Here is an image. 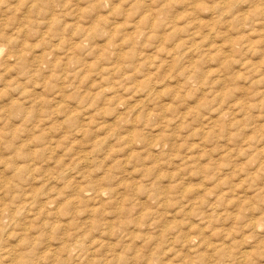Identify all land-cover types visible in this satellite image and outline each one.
Masks as SVG:
<instances>
[{"label":"rangeland","instance_id":"obj_1","mask_svg":"<svg viewBox=\"0 0 264 264\" xmlns=\"http://www.w3.org/2000/svg\"><path fill=\"white\" fill-rule=\"evenodd\" d=\"M219 1L0 0V264H264V0Z\"/></svg>","mask_w":264,"mask_h":264},{"label":"bare ground","instance_id":"obj_2","mask_svg":"<svg viewBox=\"0 0 264 264\" xmlns=\"http://www.w3.org/2000/svg\"><path fill=\"white\" fill-rule=\"evenodd\" d=\"M220 2V1H219ZM137 3V2H136ZM48 4V3H47ZM232 0H221V2L220 3H218V8H219V10H221V9H226V8H228V7H231L232 6ZM193 6V5H192ZM194 7V6H193ZM199 7V5H197V8ZM197 8L195 9V10H197ZM140 9V8H139ZM194 10V11H195ZM201 10V9H200ZM212 10V9H211ZM213 10H216V8L213 6ZM141 11V10H140ZM199 11V10H198ZM196 12V11H195ZM215 12V11H214ZM247 13V12H246ZM246 13H244V14H241V16H239V18H240V20H246V19H249L248 18V14H250V13H248V14H246ZM187 19V18H186ZM211 19V18H210ZM194 21H196L195 19H194ZM219 21H220V18H216V20H215V22H214V24H217V23H219ZM264 24V19L262 20V21H260V22H257L256 24H254V25H263ZM205 26H203V25H201V24H197V22H195V25H194V31H196V32H194V34H192L191 35V39L189 40V43H190V45H191V47L193 48V50L194 51H199V48H198V39L200 40V35L203 33V32H200L203 28H204ZM208 27V26H207ZM211 27H214V26H211ZM207 29V28H206ZM198 30H200L199 32H198ZM253 30H255L254 28H253ZM258 30V29H257ZM216 31V30H215ZM144 33V32H143ZM97 34V33H96ZM55 36V35H54ZM97 36V35H96ZM203 37H205L204 38V40L206 39L207 41L208 40H212V41H214V43H215V40L217 39V35H216V33L214 32V29H210L209 27H208V29H207V32L205 33V34H203ZM198 42V43H197ZM74 45V44H73ZM235 45H231V46H229V47H225V48H223L222 47V49H225V50H221L220 52H221V55L220 56H222L223 57V59L224 60H229V59H231V58H233L234 57V54H236V50H235ZM218 55V54H217ZM5 61V60H4ZM22 61V60H21ZM1 62V61H0ZM161 86V85H160ZM51 89V88H50ZM153 93H154V91H153ZM152 95V94H151ZM149 96V95H148ZM17 111V110H16ZM18 113H19V111H18ZM119 118V117H118ZM29 121V120H28ZM252 150V149H251ZM129 155V154H128ZM87 161V160H86ZM12 169V168H11ZM16 171H15V175H16V177L18 178V179H20L19 180V182H20V185H21V179L25 176V174L27 173V171L28 170H26V171H23V170H25V169H23V170H19V168H16L15 169ZM6 171V170H5ZM8 171V170H7ZM33 170H31L30 171V173L32 172ZM10 172V171H9ZM12 172V171H11ZM58 179V178H57ZM6 181V180H5ZM5 181H0V189L1 190H6V193H4L5 195H7V199L8 198H10L11 200H13L12 201V207H11V213H12V215H13V217H14V219L15 218H17V217H19V216H17V215H19V213L21 212V211H26V213L27 212H29V211H31V209H32V207H34V205L37 203V199H38V195L40 194H37V193H35V195L33 196L32 194H24L25 195V197H23V195L22 194H20V196H16V192L17 191H13L10 187H8L7 186V182H5ZM22 182H24V181H22ZM3 188V189H2ZM4 195V196H5ZM3 200V199H2ZM44 203V202H43ZM17 205V206H16ZM48 205V204H47ZM50 205V204H49ZM55 206V205H54ZM38 207V206H37ZM37 207H36V209H37ZM50 209V208H49ZM5 218V217H4ZM16 220V219H15ZM18 220V219H17ZM13 222V221H12ZM16 222V221H15ZM27 228H28V226H27ZM27 228H26V226H24V230H27ZM98 228V227H97ZM57 234V233H56ZM39 239H37V240H35V243H31V245H30V247L31 248H34V247H36V246H38L37 244V241H38ZM0 242H1V240H0ZM76 244V243H75ZM81 246H83V245H81ZM81 246L79 245V244H77V245H74L73 246V248L72 249H67V248H65L64 250H62L63 251V253H65V257L66 258H57L56 260H53L52 261V264H64V262H67V261H69V259H71V260H73V259H75V260H79V258H80V256H81V254H79L80 252H81ZM35 249V248H34ZM33 251V250H32ZM29 252H30V250H29ZM245 254H246V252H244ZM55 255V254H54ZM246 255H248V251H247V254ZM19 257V256H18ZM51 257H52V255H48V258L49 259H51ZM3 260L5 261L6 259L8 260V264H33V262L31 261V260H25V259H23V258H21V259H19V258H14L13 256H10V255H4L3 257ZM23 259V260H22ZM0 260H2V259H0ZM25 260V261H24ZM222 264V263H221Z\"/></svg>","mask_w":264,"mask_h":264}]
</instances>
